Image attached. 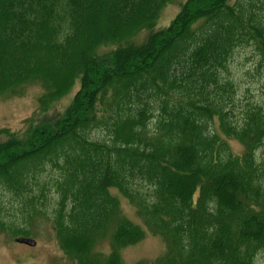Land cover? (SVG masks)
<instances>
[{"label": "trees", "instance_id": "obj_1", "mask_svg": "<svg viewBox=\"0 0 264 264\" xmlns=\"http://www.w3.org/2000/svg\"><path fill=\"white\" fill-rule=\"evenodd\" d=\"M175 1L0 0V96L43 88L25 132H0V233L44 219L76 264H124L145 230L116 192L165 242L153 264L264 253V101L239 105L229 75L246 50L264 71V0H186L157 29Z\"/></svg>", "mask_w": 264, "mask_h": 264}, {"label": "rangeland", "instance_id": "obj_2", "mask_svg": "<svg viewBox=\"0 0 264 264\" xmlns=\"http://www.w3.org/2000/svg\"><path fill=\"white\" fill-rule=\"evenodd\" d=\"M185 1L176 0L166 6L156 28L164 29L169 26ZM146 37L147 33H144L137 38V41L142 42ZM110 50L111 48H106L102 52ZM229 75L236 86V102L239 105L244 106L248 102L264 101V71L257 70L256 58L251 50L242 51L236 56L229 68ZM42 96L43 88L39 84L27 85L21 93L18 92L15 95L0 96V132L6 130L7 133H16L19 136L23 134L28 123L33 122L37 117L39 99ZM71 98L66 97L57 103L52 109L53 112L39 117V121L53 118L50 116L51 114L63 112L70 104ZM7 136L0 135V142L6 141ZM230 145L235 154L243 153L241 144L231 141ZM258 157L264 163L262 152L258 154ZM113 194L121 201L124 216L145 230V237L141 242L122 251L124 264H153L165 255L167 249L165 242L161 237L146 230L135 207L130 205L120 194L116 192ZM32 229L33 236L26 238L36 241L34 247L19 244L16 242L17 238L0 233V264H76L61 249L49 221L37 219ZM96 249L98 252L108 254L109 243L102 241ZM255 264H264V253L258 255Z\"/></svg>", "mask_w": 264, "mask_h": 264}, {"label": "water", "instance_id": "obj_3", "mask_svg": "<svg viewBox=\"0 0 264 264\" xmlns=\"http://www.w3.org/2000/svg\"><path fill=\"white\" fill-rule=\"evenodd\" d=\"M17 242L20 244H25L31 247H34L36 245V242L31 240V239H26V238H19L17 239Z\"/></svg>", "mask_w": 264, "mask_h": 264}]
</instances>
